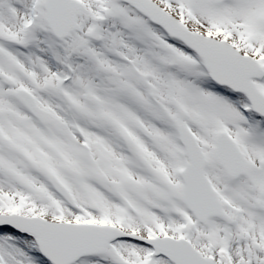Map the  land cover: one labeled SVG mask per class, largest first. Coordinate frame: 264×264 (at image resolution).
I'll return each mask as SVG.
<instances>
[{
  "label": "snow or ice",
  "instance_id": "snow-or-ice-1",
  "mask_svg": "<svg viewBox=\"0 0 264 264\" xmlns=\"http://www.w3.org/2000/svg\"><path fill=\"white\" fill-rule=\"evenodd\" d=\"M0 264H264V0H0Z\"/></svg>",
  "mask_w": 264,
  "mask_h": 264
}]
</instances>
